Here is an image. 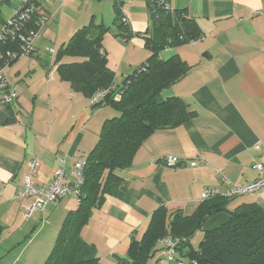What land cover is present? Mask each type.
<instances>
[{"label":"crops","instance_id":"0c3cea01","mask_svg":"<svg viewBox=\"0 0 264 264\" xmlns=\"http://www.w3.org/2000/svg\"><path fill=\"white\" fill-rule=\"evenodd\" d=\"M117 1L113 0L115 12ZM169 4L172 10L187 9L203 37L162 53L164 59L179 55L192 69L161 98H180L194 116L178 127L154 132L136 153L132 167L120 173L123 181L117 194L106 196L93 211L82 237L101 264H118L119 258H126L132 240L144 237L158 210L190 216L203 202L204 190L224 194L235 185L252 183L260 177L255 164L264 162V0H169ZM60 6L57 1L46 5L48 22L35 40L36 53L4 67L18 99L11 106L16 121L0 124V264H45L67 215L78 209V199L68 196L29 215L31 199L19 195L30 162L40 161L32 179L38 187L49 186L60 167L71 175L77 160L86 159L95 148L110 119L108 106L94 108L91 98L61 80L56 54L51 56L47 49L44 54L43 48L55 44V39L67 40L66 44L86 27L80 12L75 11V17L60 14ZM65 6L73 11V0H64ZM121 9L126 32L116 34L104 17L97 24L95 10L91 20L110 28L103 42L108 63L106 38L113 39L108 35L126 41L118 58L117 85L150 57L142 37L151 28L146 0H121ZM7 20L0 17V24ZM59 48L55 47L56 53ZM171 156L186 164L169 168L164 160ZM199 156L210 165L191 167L190 161ZM263 202L258 194H248L231 204L257 203L264 208ZM156 249L147 264H174ZM177 258L183 259L179 253Z\"/></svg>","mask_w":264,"mask_h":264},{"label":"trees","instance_id":"16d2710c","mask_svg":"<svg viewBox=\"0 0 264 264\" xmlns=\"http://www.w3.org/2000/svg\"><path fill=\"white\" fill-rule=\"evenodd\" d=\"M146 2L151 28L142 37L150 57L121 85L115 83V72L103 53L104 36L110 28L92 21L56 53L54 64L58 66L62 81L69 83L74 92L91 99L105 92L93 107L111 106L120 116L104 123L97 145L84 159L78 209L67 215L45 264H101L95 249L82 237V230L93 211L104 204L106 196L117 194L123 181L120 173L132 167L136 153L154 132L178 127L194 116L180 98H161L165 89L180 82L192 69L179 55L164 59L162 53L201 40L202 29L187 9L172 10L169 0ZM116 14V22L126 32L128 25L123 23L121 0L117 1ZM26 26L28 31L36 29L33 24ZM21 48L18 41H0V52L4 55L0 67L11 65L22 57ZM9 52L18 55L8 59ZM65 58L75 61L66 63L63 62ZM11 106L0 112V124L16 121ZM233 200L212 198L202 202L190 216L179 211L170 214L166 209L158 210L144 237L132 240L127 257L119 258L118 264H147L150 255L157 251L158 241L165 237L191 240L179 249V256L185 261L264 264V208L257 203H241L231 210L229 206ZM198 231L203 239L196 248L192 240ZM1 235L0 227V238Z\"/></svg>","mask_w":264,"mask_h":264},{"label":"built area","instance_id":"2783aa9c","mask_svg":"<svg viewBox=\"0 0 264 264\" xmlns=\"http://www.w3.org/2000/svg\"><path fill=\"white\" fill-rule=\"evenodd\" d=\"M52 1L60 2L61 0H22L20 8L15 11L13 17L3 23L0 32V41L4 43L9 40L20 42L22 56L35 54L37 51L35 40L39 37L40 30L48 22L46 5L52 3ZM123 23L128 25L127 20L124 18ZM27 24L35 25L36 29H30L28 31ZM46 52L51 56L56 54V50L54 49H47ZM17 55V53L9 52L6 56L8 59H13ZM3 57L4 55L0 52V60ZM6 66L8 64L0 67V112L5 107L13 105L18 99V93L10 88L4 74V67ZM105 94V92L97 93L92 99V105L98 103ZM63 163L65 164L66 161L63 160ZM164 163L169 168H179L186 164L176 156L165 158ZM189 164L193 168L201 165H210L208 160L203 156L191 160ZM39 167V159L34 158L30 162V174L24 178L23 191L19 195L20 198L31 199V204L28 207L29 215L33 214L36 210H44L50 204H56L64 197L73 196L78 199L84 178L85 160L83 158L78 159L74 164L71 175L68 174L65 167H60L51 184L45 188L36 186L32 181ZM254 169L260 174V177L256 181L245 185H235L224 194L218 189H206L202 193V201L204 202L216 197L236 199L248 194H258L264 200V162L255 164ZM216 171L217 173L220 172V170ZM188 242H191V240L187 238L165 237L158 241L157 246L160 254L169 262L174 264H197L196 262H189L177 258L179 249Z\"/></svg>","mask_w":264,"mask_h":264},{"label":"rangeland","instance_id":"374dc122","mask_svg":"<svg viewBox=\"0 0 264 264\" xmlns=\"http://www.w3.org/2000/svg\"><path fill=\"white\" fill-rule=\"evenodd\" d=\"M174 1V0H171ZM74 6L73 7V11L71 9H67V6L64 7V0L59 2V6H60V14H62L64 11L65 12H69L70 15H72L73 17L77 16L76 12H80L81 17L85 18V24L82 25H86L89 26L91 24V20H92V12L93 10L96 11V17H97V24H101V21L104 17L105 19V25L109 26L112 28V30L118 34V31L121 30L119 27V22H116V17L117 14L115 11H113V0H73ZM128 3V2H127ZM21 6V0H0V17L2 19L7 20L12 13L15 12V10H17L18 8H20ZM58 6V5H57ZM59 8V7H58ZM87 10H89V13H87ZM76 11V12H75ZM68 13V14H69ZM59 14V16H60ZM85 15V17H84ZM87 15V16H86ZM3 24H0V32H1V28H2ZM111 36L113 39H107L106 38V43L108 44V49L111 55L110 58V62H109V67L115 72L118 73L119 71V66H120V62L118 60L119 56L122 53V46H124L126 43L125 39L119 37L118 39H116L115 36H113L112 34L108 35ZM110 40V41H109ZM55 44H51L52 46H46L45 48H43L44 54H45V49H54L55 47H61V45L64 43V41L67 40H54ZM56 45V46H55ZM132 52L133 53H137V51L135 50L134 47H132ZM120 76V75H119ZM118 80H116V82L118 84L122 83V78L118 77ZM107 109L109 110V112H111V114L108 116V118L112 119L115 117H119L120 113L115 110L114 108H112L111 106H108ZM238 200V199H237ZM236 200V202H237ZM264 203V202H263ZM229 209L234 210L235 206L234 204H230ZM203 239V234H199L197 235L196 241L194 246L197 248L199 247V244L201 243Z\"/></svg>","mask_w":264,"mask_h":264}]
</instances>
